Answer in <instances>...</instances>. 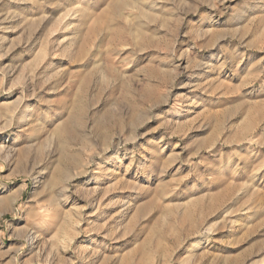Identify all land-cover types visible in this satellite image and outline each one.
Listing matches in <instances>:
<instances>
[{
    "label": "rangeland",
    "instance_id": "1",
    "mask_svg": "<svg viewBox=\"0 0 264 264\" xmlns=\"http://www.w3.org/2000/svg\"><path fill=\"white\" fill-rule=\"evenodd\" d=\"M0 264H264V0H0Z\"/></svg>",
    "mask_w": 264,
    "mask_h": 264
},
{
    "label": "bare ground",
    "instance_id": "2",
    "mask_svg": "<svg viewBox=\"0 0 264 264\" xmlns=\"http://www.w3.org/2000/svg\"><path fill=\"white\" fill-rule=\"evenodd\" d=\"M47 66H49V65H47ZM47 69H51V68H47ZM67 134H68V128L67 127L66 128L63 127V129L59 132V137L64 141L67 138ZM57 172H58V174L62 173L61 171H57ZM58 174H57V178H56L57 182L59 181V178H58L59 175ZM40 207H41V212H39L37 214L38 217H39V219H40V222L36 225V228L42 227L41 225H43L44 223H46L45 222V219L50 218V215L47 212L50 211L51 208L49 206L44 205V204H41ZM29 240L32 243L34 242V239H29Z\"/></svg>",
    "mask_w": 264,
    "mask_h": 264
}]
</instances>
